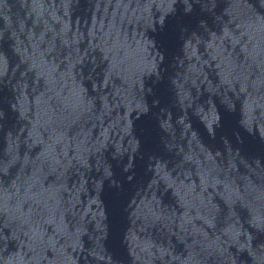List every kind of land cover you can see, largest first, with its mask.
I'll list each match as a JSON object with an SVG mask.
<instances>
[{
  "label": "water",
  "instance_id": "95a60500",
  "mask_svg": "<svg viewBox=\"0 0 264 264\" xmlns=\"http://www.w3.org/2000/svg\"><path fill=\"white\" fill-rule=\"evenodd\" d=\"M0 264H264V0H0Z\"/></svg>",
  "mask_w": 264,
  "mask_h": 264
}]
</instances>
